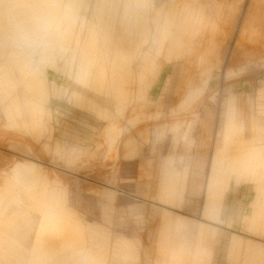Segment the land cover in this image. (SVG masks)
<instances>
[{
    "label": "rangeland",
    "instance_id": "rangeland-1",
    "mask_svg": "<svg viewBox=\"0 0 264 264\" xmlns=\"http://www.w3.org/2000/svg\"><path fill=\"white\" fill-rule=\"evenodd\" d=\"M263 76L264 0H0V264H264Z\"/></svg>",
    "mask_w": 264,
    "mask_h": 264
},
{
    "label": "crops",
    "instance_id": "crops-1",
    "mask_svg": "<svg viewBox=\"0 0 264 264\" xmlns=\"http://www.w3.org/2000/svg\"><path fill=\"white\" fill-rule=\"evenodd\" d=\"M246 81L247 80H245V90L242 93V98L245 102V107L244 106L240 107V111H239V114L243 117V119L241 118L240 120H244L245 122V137H246V132H248L249 134L250 132H252V128H251L252 117H255L260 121L264 122V76H263V80L258 82V85L255 90H252L251 87L247 85V84L251 85V83ZM210 124L212 125L211 122ZM213 134H214L213 128L207 126L205 123L202 122L201 130L198 132L197 135V141H201L202 144L208 145L209 140L212 138ZM252 137H248V138L246 137V138L251 139ZM214 152L215 151H213V153ZM210 163H211V159H210ZM246 193H247V189L245 188V194Z\"/></svg>",
    "mask_w": 264,
    "mask_h": 264
},
{
    "label": "bare ground",
    "instance_id": "bare-ground-1",
    "mask_svg": "<svg viewBox=\"0 0 264 264\" xmlns=\"http://www.w3.org/2000/svg\"><path fill=\"white\" fill-rule=\"evenodd\" d=\"M56 2H57V1H56ZM58 2H59V1H58ZM61 39H62V38H61ZM70 39H71V38H70ZM66 40H68V39H66ZM74 40H75V39H74ZM61 42H62V41H61ZM93 49H94V48H93ZM81 57H82V56H81ZM81 57H80V58H81ZM84 58H85V57H84ZM81 59H83V58H81ZM24 74H26V73H24ZM26 75H27V74H26ZM25 77H27V76H25ZM30 80H31V79H30ZM30 80H29V81H30ZM32 86H33V85H32ZM232 105H233V104H232ZM231 107H232V106H231ZM233 107H234V106H233ZM18 109H19V108H18ZM229 111H230V110H229ZM229 113H230V112H229ZM232 116H234V114H233ZM232 116H231V117H232ZM228 119H229V118H228ZM233 120H234V119H233ZM252 120H253V119H252ZM230 121H232V120H230ZM227 122H228V121H227ZM227 122H225V123L227 124ZM233 122H234V121H233ZM233 122H231V126L233 125ZM252 122H253V121H252ZM235 124H236V123H235ZM228 125H229V124H227V126H228ZM235 126H238V124L235 125ZM254 126H255V125H254ZM254 126L252 127V129H253L252 132L255 130V127H254ZM257 128H258V127H257ZM225 129H226V128H225ZM228 129H229V128H228ZM234 129H235V127H234ZM237 129H238V128H237ZM237 129H236V130H237ZM226 130H227V129H226ZM236 130L233 131V135L235 134ZM239 130H240V129H239ZM237 131H238V130H237ZM240 131H241V130H240ZM240 131H238V132H240ZM226 132H228V131H226ZM263 132H264V131H263ZM228 134H229L228 137H230V133H229V132H228ZM237 134H239V133H237ZM240 134H241V133H240ZM240 134H239V135H240ZM243 134H244V133H243ZM253 135H254V134H253ZM256 135H257V134H256ZM235 136H237V135H235ZM241 136H242V135H241ZM228 137H227V138H228ZM239 137H240V136H239ZM254 137H255V136H254ZM230 138H231V137H230ZM233 138H234V136H232V139H233ZM244 138H245V137H244ZM232 139H231V140H232ZM254 139H256V138H254ZM234 140H235V138H234ZM237 140H238V139H237ZM237 140H236V141H237ZM224 141H225V140H224ZM232 141H233V140H232ZM232 141H231V142H232ZM227 142L229 143V141H227ZM226 144H227V143H226ZM225 146H226V145H225ZM248 150H249V149H248ZM241 152H242V151H241ZM217 153H218V152H217ZM219 153H220V152H219ZM223 153H224V151H223ZM247 153H248V152H247ZM213 154H214V153H213ZM173 156H174V155H173ZM214 156H215V155H214ZM217 156H218V155H217ZM217 156H216V157H217ZM222 156H223V155H222ZM174 157H176V156H174ZM178 157H179V156H177V158H178ZM168 158H170V156H169ZM179 158H180V157H179ZM214 158H215V157H214ZM224 158H225V157H224ZM245 158H246V157H245ZM235 159H236V158H235ZM215 160H216V159H215ZM218 161H219V160H218ZM177 162H178V161H177ZM213 162H214V160H213ZM222 162H223V161H222ZM222 162H221V163H222ZM226 162H227V161H226ZM231 162H232V159H231ZM231 162H230V163H231ZM227 163H228V162H227ZM230 163H229V164H230ZM169 164H170V163H169ZM177 165H178V164H177ZM226 165H227V164H226ZM173 166H174V165H173ZM218 166H219V164H218ZM224 166H225V165H224ZM176 167H177V166H176ZM178 167H179V166H178ZM214 168H215V167H214ZM222 168H223V167H222ZM175 170H176V169H175ZM216 170H217V169H216ZM177 171H178V170H177ZM217 171H218V170H217ZM217 171H216V172H217ZM229 171H230V170H229ZM223 172H224V171H223ZM209 174H210V173H209ZM223 174H224V173H223ZM226 174H227V173H226ZM232 175H233V174H232ZM232 175H231V176H232ZM239 175H240V174H239ZM247 175H248V174H247ZM217 176L219 177L220 175H217ZM222 176H223V175H222ZM228 176H229V174H228ZM228 176L226 175L225 178H227ZM233 176H234V175H233ZM250 176H251V175H250ZM215 177H216V176H215ZM218 177H217V178H218ZM237 177H238V176H237ZM239 177H240V176H239ZM239 177H238V178H239ZM209 178H210V177H209ZM230 178H231V177H230ZM230 178H229V179H230ZM241 178H242V177H241ZM211 179H212V178H211ZM214 179H215V178H214ZM218 179H219V178H218ZM209 180H210V179H209ZM225 180H228V179H225ZM236 180H237V179H236ZM239 180H240V178H239ZM242 180H243V179H242ZM211 181H212V180H211ZM213 182H215V181H213ZM211 183H212V182H211ZM229 183H230V182H229ZM221 184H223V183H221ZM262 184H263V183H262ZM237 185H239V184H237ZM213 186H214V184H213ZM217 186H218V185H217ZM183 187H184V186H183ZM227 187H228V186L226 185V189H227ZM213 188H214V187H213ZM221 188L223 189V187H221ZM221 188H220V189H221ZM228 189H229V188H228ZM215 190H216V189H215ZM221 191H222V190H221ZM226 192H228V191H226ZM219 193H220V192H219ZM211 194H213V193H211ZM221 194H222V193H221ZM223 194H224V193H223ZM206 196H207V195H206ZM222 196H223V195H222ZM219 197H220V195H219ZM219 197H218V198H219ZM205 198H206V197H205ZM221 198H222V197H221ZM223 199H224V198H223ZM216 200H217V193H216V192H215L212 196H208L207 201L205 200V201H206V204L204 205V206H205V209L203 210V212L206 213L207 210L210 209V208H211V210H212V209H213V206H214V203H215ZM221 201H222V200H221ZM0 202H1V201H0ZM221 204H222V203H221ZM216 205H217V204H216ZM219 206H220V205H219ZM219 206L217 207L218 210H219ZM224 206H225V205H224ZM219 211H220V210H219ZM209 212H211V211L209 210ZM169 214H170V213H169ZM172 214H173V213H172ZM205 215H206V214H205ZM211 215H212V214H211ZM211 215H210V216L207 215L206 218H208V220H211ZM169 216H170V215H169ZM213 216H214V214H213ZM14 217H15L14 219H16V220L22 218V217H19V216H18L19 218H17V215L14 216ZM170 217H171V216H170ZM216 217H217V216H216ZM179 218H180V217H179ZM183 219H184V218H183ZM215 220H216V219H215ZM10 221H13V220H10ZM213 221H214V220H213ZM48 222H49V220H47V219H45V218L43 217V219H42V229H43V232L45 231V227H46L47 225H49ZM218 222H219V220H218ZM260 223H261V222H260ZM50 226H51V225H50ZM38 227H39V226H38ZM203 230H204V229H203ZM207 230H208V229H207ZM209 230H210V228H209ZM215 230H216V229H215ZM48 231H49V230H48ZM50 231H51V230H50ZM213 231H214V230H213ZM218 231H219V230H218ZM9 232H10V231H9ZM37 232H38V230H37ZM206 232H207V231H206ZM210 232H211V231H210ZM11 233H12V232H11ZM52 233H53V232H52ZM215 234H216V233H215ZM12 235H13V234H12ZM20 235H21V234H19V236H20ZM53 235H55V234H53ZM14 236H15V235H14ZM17 236H18V235H17ZM21 236H22V235H21ZM45 236H46V235H45ZM232 236H233V235H232ZM16 238H17V237H16ZM18 238H19V237H18ZM13 239H14V238H13ZM22 239H23V238H22ZM24 239H25V238H24ZM52 239H53V238H52ZM17 240H18V239H17ZM25 241H26V240H25ZM49 241H50V240L47 239L46 244H49V243H48ZM53 241H54V239H53ZM50 243H52V242H50ZM31 245H32V244H31ZM26 247H27V246H26ZM43 247H44V245H42V246L40 245V248H39V249H41V250L39 251V254H40L39 256H41V254L44 253V248H43ZM28 249H29V248H28Z\"/></svg>",
    "mask_w": 264,
    "mask_h": 264
},
{
    "label": "clouds",
    "instance_id": "clouds-1",
    "mask_svg": "<svg viewBox=\"0 0 264 264\" xmlns=\"http://www.w3.org/2000/svg\"><path fill=\"white\" fill-rule=\"evenodd\" d=\"M29 23H30V21H29L28 19H21V20L19 21L18 26H19V28H20V30H21V34H22V35L25 33V29H26V27H27V25H28Z\"/></svg>",
    "mask_w": 264,
    "mask_h": 264
}]
</instances>
